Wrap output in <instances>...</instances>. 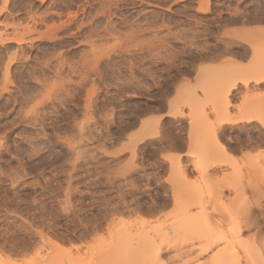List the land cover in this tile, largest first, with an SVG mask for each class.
I'll use <instances>...</instances> for the list:
<instances>
[{"label": "rangeland", "instance_id": "obj_1", "mask_svg": "<svg viewBox=\"0 0 264 264\" xmlns=\"http://www.w3.org/2000/svg\"><path fill=\"white\" fill-rule=\"evenodd\" d=\"M205 7L209 10L204 11ZM260 15H264V0H0V140L5 144L0 152V254L4 262L37 264L43 260L46 264L56 260L58 264H70L65 259L69 252L73 257L88 255V264H99L102 260L100 264H103L105 253L102 251L99 257V249H107L108 235L106 232L90 235L92 226L88 222L97 213H103L100 207L111 209L121 201V192L123 199L126 196L125 200L131 201L130 206L136 207L135 211L138 209L121 218L131 223L133 234L143 223L167 226L169 221L171 224L172 220H178L181 212L173 197L180 190L178 195L190 196L192 191L193 196H200L198 204L201 201L202 205L190 210L195 212H191L196 215L195 219L208 212L213 214L212 220L217 225L235 223L248 213L249 208H254L252 214L258 224L245 225L244 236L264 238V196L248 185L254 178L255 168L262 170L263 167L264 170V139L256 142L261 124L255 121L250 125L239 123L237 127H224L220 144L215 142L216 139L206 141L208 135H212V126L207 128V133L199 134L196 148L189 138L191 127L203 122L208 127L220 120L227 103L214 93L223 73L226 75L231 71L235 78H241L243 74L236 75L233 70L238 66L241 70L246 66V69L253 64L255 50L260 57L264 53L261 28L264 21H253ZM245 29L248 32L244 33ZM224 48L230 53L227 51L225 56L222 54L215 60L207 58V54H217ZM243 49H249V56H238ZM201 57L207 58L206 61ZM95 58L99 60L97 65L93 63ZM194 63L195 68L192 67ZM201 68L206 70L203 72ZM220 70L221 73L223 70L222 76ZM206 72L205 80H209L206 84L211 87L202 85ZM231 72L226 81L238 80ZM250 81L248 88L251 91L242 84L235 90L228 116L244 115L240 113L244 104L247 103V109L258 100V94L263 92L260 95L264 96V84ZM222 82L219 89L224 85ZM187 91L188 94L196 93L197 98L190 101L194 108L206 107L209 111L206 121L201 116L202 119L188 117L192 106H188L189 103L185 106L189 101ZM255 95L258 96L255 98ZM169 111L177 114L183 111L184 116L179 114L180 117L173 118ZM257 115L259 113L254 116ZM180 136L183 144L172 146ZM222 144L228 146L227 154L231 159L220 148ZM134 149L137 152L135 158L132 156ZM131 157L136 165L145 167L142 172L139 168L136 173L129 174L127 162ZM179 158L190 165L189 177L185 179L174 167ZM196 159L204 167L216 160H222V165L202 178L192 169ZM125 164L127 166L123 168ZM119 169H125L128 177L121 175ZM66 178L71 179L70 184L64 181ZM187 180L191 191H188ZM119 182L120 187L117 186ZM231 182L235 185L248 183L240 184L242 188L243 185L247 187L242 190L246 189V193L239 189L242 194L238 193L235 187L236 191L226 188ZM130 184L136 188H130ZM67 186L71 194L66 190ZM126 186H130V190ZM180 208L182 210V206ZM208 214L206 217L210 216ZM138 223L140 229L136 228ZM147 226L145 228L150 229ZM39 233L43 238L47 237V241L41 240ZM99 238L103 241H96ZM49 239L57 242L55 250L48 246ZM43 241L47 242L46 247ZM39 251L45 255H39ZM171 252L165 251L164 259L167 260ZM91 259L93 262L90 263ZM108 260L104 264L115 263L113 259Z\"/></svg>", "mask_w": 264, "mask_h": 264}, {"label": "bare ground", "instance_id": "obj_2", "mask_svg": "<svg viewBox=\"0 0 264 264\" xmlns=\"http://www.w3.org/2000/svg\"><path fill=\"white\" fill-rule=\"evenodd\" d=\"M260 3V2H259ZM207 6H208V4H207ZM206 8V9H205ZM205 8H203L204 9V11L205 10H207L208 9V7H205ZM261 9H263V7L261 8ZM209 10V9H208ZM262 14V13H261ZM253 17V16H252ZM249 20V19H248ZM251 20V22H253V21H264V15H260V16H257V17H255L254 18V20L252 21V19H250ZM249 20V21H250ZM263 23V22H262ZM61 27V26H60ZM262 28V31H264V27H261ZM81 30V29H80ZM246 31L244 32V33H246V32H248L247 31V29H245ZM244 31V30H243ZM250 31H251V29H250ZM255 31V30H254ZM259 31V30H258ZM242 34H243V32H241ZM250 33H253V32H250ZM249 33V35H253V34H250ZM244 35V34H243ZM248 35V36H249ZM20 39H24V38H20ZM20 39H19V41H20ZM1 40H2V38H1ZM3 40H5V39H3ZM18 41V42H19ZM230 44H228V49H229V46ZM239 45V44H238ZM156 46V45H155ZM159 47V46H158ZM223 48V47H222ZM233 48V47H232ZM161 49V48H160ZM225 49V48H224ZM224 49H222V50H217V51H219V53H217L216 54V52H215V54L213 53V55H211V56H209L208 54H207V58H210V59H213V60H215L216 58L218 59V56H220V55H222V54H224V56H225V53H230V50H228L227 48L224 50ZM245 49H247V47H245ZM245 49H243V50H241V51H239L240 52V54L238 53V56H240V57H243V56H246L247 55V51H249V49L246 51ZM154 50V49H153ZM162 50V49H161ZM150 51V50H149ZM152 51V50H151ZM228 51V52H227ZM236 52V51H235ZM263 52V50L261 51V53ZM150 53V52H149ZM154 53V52H153ZM252 53V52H251ZM250 53V54H251ZM260 53V54H261ZM96 55L98 54V53H95ZM95 54H94V56H95ZM151 54V53H150ZM237 54V53H236ZM253 55L252 56H254L252 59H254L252 62H253V64H250V65H248L247 66V68L245 69V67L241 70V68L238 66L237 68H239L238 70H236V72H235V70H233L234 71V73H236V75H237V73H239L240 72V74L239 75H241V74H243L242 76L243 77H241V78H238V77H236L235 78V76H234V74L231 72V75L233 74V76H234V78L235 79H237L238 78V80H231V81H229L228 82V80L226 81V79H228V78H226L227 76H228V73H230V72H226V75H225V73H223V70H222V73L224 74V76L223 77H225L224 79H223V77H220V82H219V84L217 85V88H216V90H218V91H216L215 90V88H214V90H215V93H214V90H213V93L215 94V95H219V97L221 98V99H224L225 101H226V105H224V106H226V108L223 110V112H222V116L220 117V120L219 121H217V122H212L213 124L212 125H209L208 127L207 126H205V124H207L206 122L204 123L203 121H206V119H208L207 118V116H208V113H209V111L207 110V109H205L206 107H204L203 109H201V108H198V111H197V108L195 107L194 108V106L191 104V102H193V99H195V98H197L196 97V93H194V92H191V93H189L188 94V91L186 92V95H188V102H186L185 103V106H186V104H188V106L191 104V106H192V108H191V106H190V113L188 114V117H204L203 119L200 117V119H202L203 121V123L201 124H198V126H193V127H191L190 128V132H189V138L190 139H192V142H194V145H193V147L194 148H196L197 146H198V137H199V134H202L203 132H205V131H207V128H209L210 126H212L213 127V131L211 130V134L212 135H208V137H207V135H206V141L208 142L210 139V141H214L215 139V142H217V143H221L219 140L220 139H222V136H221V133L224 131L225 132V128L224 127H228V126H230V127H233V126H236V125H239V123H244V125L246 124V123H248L249 125L251 124V123H253V122H255V121H257V122H259L260 124H261V128H260V131H259V133L257 132V137H256V142H261L262 141V139H264V96H261L262 95V93H260V94H258L257 96L255 95L254 97L256 98L257 97V101H254L253 102V105H249L250 107H247V109H246V104H244V106L242 107V109L243 110H245V111H243V110H240V113L241 114H244V115H241V116H235V117H233V116H228L229 115V113H230V106L231 105H233L232 104V96H234L235 94H236V91L235 90H237L241 85L240 84H242V85H244L245 86V88L247 89V90H249V91H251L249 88V82H251L250 81V79H252L256 84H264V53L261 55V57L260 56H258L259 55V52L257 51V50H255V52H253L252 53ZM258 54V55H257ZM99 55H100V53H99ZM228 55V54H227ZM102 56V55H101ZM105 57H108L107 55H104ZM103 56V57H104ZM201 56V55H200ZM205 56V55H204ZM233 56H235V55H233ZM247 56H249V55H247ZM100 57V56H99ZM102 57V58H103ZM158 57V56H157ZM157 57H155V58H157ZM162 57V56H161ZM160 57V58H161ZM222 57V56H221ZM263 57V60L262 61H260V58H262ZM203 57H201L200 59L201 60H203L202 59ZM207 58H205L204 60L206 61V59ZM223 58V57H222ZM97 59H99L98 58V56H97ZM101 59V58H100ZM99 59V60H100ZM150 59V58H149ZM153 59H154V57H153ZM158 59H159V57H158ZM210 59H208V60H210ZM242 59V58H241ZM95 61L93 62L95 65H97L98 64V61L99 60H96V58L94 59ZM203 60V61H204ZM207 60V61H208ZM229 60H230V58H229ZM228 60V61H229ZM238 60H240V59H238ZM93 61V60H92ZM91 61V62H92ZM224 61H225V59H224ZM95 62H97V63H95ZM222 62V61H221ZM240 62V61H239ZM235 63V62H234ZM238 64V63H237ZM237 64L235 63V65L237 66ZM194 66H192L193 68H195V63L193 64ZM240 65V64H239ZM94 66V65H93ZM204 67H205V65H203ZM207 66V65H206ZM212 66V65H211ZM232 66V65H231ZM235 66V67H236ZM241 66V65H240ZM94 67H96V66H94ZM208 67L210 68V66L208 65ZM218 67H220V66H218ZM225 67V66H224ZM229 67V66H228ZM227 67V68H228ZM187 68H189V67H187ZM206 68V67H205ZM202 69V71L203 70H206V69H208V68H206V69ZM214 68V67H213ZM213 68L211 69V70H213ZM220 68H223V67H220ZM220 68H218V69H220ZM230 68V67H229ZM190 69H191V67H190ZM189 69V70H190ZM96 70H97V67H96ZM189 70H187V71H189ZM210 70V69H209ZM225 70L226 71H228V69H226V67H225ZM240 70V71H239ZM194 71V70H193ZM238 71V72H237ZM192 71H190L189 73H191ZM204 72V71H203ZM209 72V71H208ZM211 72V71H210ZM225 72V71H224ZM188 73V74H189ZM222 73H221V70H220V76H222ZM203 74V73H202ZM205 75L203 76L204 78H203V81H202V85L203 86H208L206 83L207 82H209V80L207 81V80H205V78H207V77H205L206 75H207V72L206 73H204ZM247 76H246V75ZM91 75V74H90ZM211 75H212V72H211ZM231 75H229V76H231ZM238 75V76H239ZM217 76H219V75H217ZM232 76V77H233ZM245 76V77H244ZM212 76H210V78H211ZM90 78H91V76H90ZM202 78V75H201V77H200V79ZM209 78V79H210ZM222 78V79H221ZM233 78V79H234ZM84 79V78H83ZM93 79V78H92ZM211 80V79H210ZM221 80H223V82L221 81ZM83 81V80H82ZM207 81V82H206ZM225 81V82H224ZM84 82V81H83ZM221 82H222V84H224V85H222V87H220V89H219V86H221ZM80 83V82H79ZM79 83H78V85H79ZM211 84V83H210ZM255 84V85H256ZM77 85V86H78ZM80 85H82V84H80ZM257 86V85H256ZM209 87H211V85H209ZM249 87V88H248ZM83 88V87H82ZM244 88V87H243ZM77 89V88H76ZM252 89V88H251ZM263 89V88H262ZM244 90V89H243ZM77 91V90H76ZM163 91V90H162ZM248 91V92H249ZM92 92V91H91ZM96 91L94 90V92L93 93H95ZM170 92V91H169ZM247 92V93H248ZM164 93H167V92H164ZM194 93V94H193ZM75 94V93H74ZM250 94V93H249ZM165 95V94H164ZM189 95H191V96H195V97H190ZM161 96V95H160ZM163 96V95H162ZM168 96V95H167ZM166 96V97H167ZM261 96V97H260ZM90 97H91V95H90ZM165 97V96H164ZM164 97H163V99H164ZM187 97V96H186ZM87 98H89V96L87 97ZM193 98V99H192ZM216 98V97H215ZM254 98V99H255ZM91 99V98H90ZM192 99V100H191ZM253 99V98H252ZM185 100V99H184ZM234 100V99H233ZM86 101V100H85ZM191 101V102H190ZM219 101V100H218ZM89 102V101H88ZM249 102V101H248ZM86 103V102H85ZM222 103V102H221ZM225 103V102H224ZM91 104V103H90ZM89 104V105H90ZM95 104V103H94ZM217 104H219V103H217ZM217 104H215V105H217ZM179 106V104L177 105L176 103H174V106ZM221 105V104H220ZM219 105V106H220ZM87 106H88V104H87ZM174 106H172V107H170V108H173ZM219 106L217 107V108H219ZM89 107V106H88ZM92 107V106H91ZM162 107H163V104H162ZM221 107V106H220ZM176 108H180V106L179 107H176ZM213 108H214V106H213ZM216 108V109H217ZM187 109H189V107L187 108ZM201 109V110H200ZM215 109V108H214ZM84 110H86V108H84ZM88 110V109H87ZM92 110V109H91ZM171 111V110H170ZM169 111V112H170ZM242 111V112H241ZM252 111H257L258 113H259V115H257L256 117L254 116L255 114H258L257 112L254 114V115H252L253 113H252ZM84 112H86V111H84ZM181 112V111H180ZM183 112V111H182ZM179 113L181 116H184L183 115V113ZM245 112V113H244ZM252 113V114H251ZM90 114H92V113H90ZM179 114H177V113H175V111H172V112H170V115H172V117L174 118V117H177V116H179ZM187 114V113H186ZM25 115V114H24ZM23 115V116H24ZM28 115H30L29 113H28ZM169 115V116H170ZM168 116V117H169ZM34 117V116H33ZM180 117V116H179ZM178 117V118H179ZM206 117V118H205ZM35 118V117H34ZM34 118H32V120L34 119ZM37 118V117H36ZM35 118V119H36ZM170 118H171V116H170ZM183 118V117H182ZM29 119V118H28ZM173 120V119H172ZM31 121V120H30ZM35 121V120H34ZM110 121V120H109ZM108 121V122H109ZM191 121V120H190ZM24 122V121H23ZM29 122V121H28ZM174 123V122H173ZM192 123V122H191ZM59 124V123H58ZM226 125V126H225ZM127 127V126H126ZM237 127V126H236ZM245 127V126H244ZM109 128V127H108ZM232 129V128H231ZM263 129V130H262ZM109 130V129H108ZM223 132V133H224ZM5 133V132H4ZM205 133H207V132H205ZM250 134V133H249ZM3 135V134H2ZM6 135V134H5ZM153 136V135H152ZM155 136V135H154ZM153 136V137H154ZM83 137V136H82ZM164 137V136H163ZM175 137V136H174ZM178 137V136H177ZM181 137V136H180ZM176 138L177 140L178 139H180L179 141H181L180 142V144L176 141V143H173V145L172 146H177V145H182L183 143V141L181 140L183 137H181V138ZM221 137V138H220ZM248 137V136H247ZM149 138V137H148ZM212 138H214L213 140H212ZM143 139V138H142ZM145 139H147L146 138V136H145ZM160 139V138H159ZM175 139V138H174ZM189 139V140H190ZM209 139V140H208ZM229 139V138H228ZM141 140V139H140ZM162 140V139H161ZM203 140V139H202ZM218 140V141H217ZM230 141H231V139H229ZM3 141V140H2ZM1 140H0V152L3 150V148L2 147H4L5 146V144H3V142H2ZM173 141V140H172ZM264 141V140H263ZM59 142V141H58ZM149 142V141H148ZM163 142H164V140H163ZM166 142V141H165ZM175 142V141H174ZM189 142V141H188ZM191 142V141H190ZM191 142V144H193ZM200 142H201V140H200ZM204 142V141H203ZM5 143V142H4ZM68 143V142H67ZM150 143V142H149ZM161 143H162V141H161ZM168 143V142H167ZM172 143H170V146H171V144ZM182 143V144H181ZM205 143V142H204ZM209 143V142H208ZM208 143H206V145L205 146H207L208 147ZM69 144V143H68ZM148 144V143H147ZM191 144L189 145L190 146V148L192 147L191 146ZM71 145H73V144H71ZM223 145V144H222ZM258 145H260V144H258ZM69 146V145H68ZM169 146V145H168ZM171 146V147H172ZM256 146V145H255ZM64 147V146H63ZM164 147V146H163ZM166 147H167V145H166ZM228 147V146H227ZM226 146H221L220 148L224 151V153H225V155H227V157L229 156L228 154V150H229V148H227ZM238 147V146H237ZM2 148V149H1ZM71 148H73V146L71 147ZM136 148H137V145H136ZM160 148H161V146H160ZM170 148V147H169ZM175 148V147H174ZM194 148L192 149L191 148V150H194ZM6 149V148H5ZM4 149V150H5ZM70 149V148H69ZM74 149V148H73ZM164 150V149H163ZM190 150V151H191ZM120 151V150H119ZM228 151V152H227ZM232 151V150H231ZM133 153H132V156H133V158H135V156H136V154L135 153H137L136 152V149H134L133 151H132ZM189 152V151H188ZM68 153V152H67ZM194 153V152H193ZM228 153V154H227ZM1 154V153H0ZM33 154V153H32ZM42 154V153H41ZM189 154V153H188ZM187 154V155H188ZM214 155V154H213ZM230 155H232V154H230ZM191 156V155H190ZM199 156H201V155H199ZM198 156V157H199ZM11 157H13V156H11ZM37 157V156H36ZM117 157V156H116ZM115 157V158H116ZM120 157V156H119ZM124 157V156H123ZM17 158V157H16ZM20 158V157H19ZM180 158H182V157H180ZM180 158L177 160V163L174 165V167H175V170H177L178 171V173H179V175L181 174L184 178H182V179H185V177L188 175V173H190L189 171H190V165H188V164H185V163H183L181 160H180ZM232 157H230L229 156V158L228 159H231ZM118 159V158H117ZM131 159H132V157H131ZM130 159V162H131V165L129 166V163L127 162V164H128V169H130V170H128V172H129V174H134L133 172L135 171V173H136V170H138L139 168H141L140 167V165H136L135 163H134V161L135 160H131ZM195 159V158H194ZM119 160V159H118ZM191 160V159H190ZM121 161V160H120ZM189 161V160H188ZM198 160L196 159L195 161H193L192 163V165L194 166V168H192V169H194L196 172H198V173H200L201 175H199L198 173H197V175H199V176H201L202 178L206 175V174H208V172L209 171H211V169H212V171H213V169H215V168H217V167H219L220 165H222V163H220V162H222V160L219 162L218 160H216V163L214 162H210L207 166H203V165H201V162L199 161V162H197ZM224 161V160H223ZM64 162V161H63ZM65 162H67V160L65 161ZM69 162V161H68ZM67 162V163H68ZM114 162V161H113ZM224 162H227V160L225 159V161ZM67 163H65V164H67ZM121 163V162H120ZM253 163H255V162H253ZM257 163H255V165H256ZM110 165V164H109ZM257 165H259V164H257ZM256 165V166H257ZM76 166V165H75ZM125 166H127L126 164L124 165V167L123 168H125ZM62 167V166H61ZM255 167V166H254ZM76 168V167H75ZM105 168V167H104ZM145 169V167H142L141 169H139L140 170V172H142L141 170L142 169ZM253 167H251V169H252ZM12 169V168H11ZM112 169V168H111ZM114 169V168H113ZM69 170V169H68ZM76 170V169H75ZM116 170H118V169H116ZM122 170H124V171H122ZM119 169V172L120 173H122L121 175H123L124 177H126V175H129V174H127L128 172L127 171H125V169ZM126 170H127V167H126ZM70 171V170H69ZM254 172L253 173H255V175H251L252 176V178H253V180L252 179H250V181H248V183H245V184H248L249 185V188H253V190H254V192H256V193H258V192H261V194L263 193V196H264V174H260V172L258 173V171H262V172H264V170H263V167H262V170L260 169L259 170V168L257 169V168H255V170H253ZM117 171H115V173H116ZM119 172H117V173H119ZM125 172V173H124ZM127 172V173H126ZM132 172V173H131ZM181 172V173H180ZM194 172V171H193ZM251 172V171H250ZM17 173V172H16ZM108 173V172H107ZM116 173V174H117ZM125 175H124V174ZM210 173V172H209ZM12 174H13V172H12ZM15 174V173H14ZM72 174V173H71ZM211 174V173H210ZM1 175V174H0ZM18 175V174H17ZM17 175H15L17 178L20 176H17ZM115 175V174H114ZM120 175V174H119ZM120 175V176H121ZM130 175V176H131ZM13 176V175H12ZM11 176V177H12ZM15 176L13 177V178H15ZM122 176V177H123ZM207 176V175H206ZM250 176V177H251ZM71 176H69V178H70ZM118 177V176H117ZM128 177V176H127ZM126 177V178H127ZM187 177H189V176H187ZM12 178V179H13ZM16 178V179H17ZM69 178H66V180H64V181H66L67 183L69 182V184H70V180H69ZM109 178V177H108ZM119 178V177H118ZM205 178V177H204ZM11 179V178H10ZM11 179V180H12ZM16 179H14V181L16 182ZM67 179L69 180V181H67ZM116 179V178H115ZM132 179V178H131ZM178 179H180L181 180V178H178ZM189 179V178H188ZM47 180V179H46ZM72 180H73V178H72ZM106 180H107V178H106ZM112 180V179H111ZM111 180H110V182H111ZM19 181H20V178H19ZM19 181H17L16 183H18ZM22 181V180H21ZM109 181V180H108ZM125 181V180H124ZM131 181V180H130ZM130 181H128V182H130ZM133 181V182H132ZM131 181V183H134V180H132ZM251 181H253L252 183H251ZM62 182V181H61ZM65 182V183H66ZM107 182V181H106ZM121 182V181H120ZM119 182V183H120ZM123 182V181H122ZM121 182V183H122ZM127 182V181H126ZM171 182H172V180H171ZM32 183V182H31ZM64 183V182H63ZM121 183H120V185L118 184L117 186H121ZM173 183V182H172ZM183 183H185L186 184V182L184 181ZM182 183V184H183ZM243 183V182H242ZM242 183H240L241 185H242ZM38 184V183H37ZM37 184H36V186H37ZM41 184V183H40ZM69 184H68V186H69ZM122 184H125V183H122ZM127 184H129V183H127ZM173 184H175V182L173 183ZM172 184V185H173ZM178 184H179V182H178ZM180 184H181V182H180ZM179 184V185H180ZM240 184H232V182H231V184H229V185H227V187L226 188H228V189H234V187H235V189L236 190H243V188H247L246 186H244L243 185V188H242V186L240 185ZM17 185V184H16ZM31 185V184H30ZM39 185V184H38ZM62 185V184H61ZM112 185V184H111ZM126 185V184H125ZM132 187H130V186H126L125 188L128 190L129 189V187L130 188H133V187H135V186H133L134 184H130ZM172 185H171V187L170 188H172ZM184 185V184H183ZM187 188H188V191L190 190V188H191V186H189V183H188V180H187ZM240 185V186H239ZM247 185V186H248ZM250 185H252V186H250ZM26 185H24V187H25ZM36 186H34V188L36 187ZM41 186V185H40ZM68 186H67V188H68ZM65 188H66V186H64ZM69 187H72V186H69ZM115 187V186H114ZM184 187V186H183ZM240 187H241V189H240ZM23 188V187H22ZM21 188V189H22ZM61 188V187H60ZM76 188V187H75ZM116 188H118V187H116ZM124 188V187H123ZM124 188V189H125ZM136 188V187H135ZM187 188H186V190H187ZM225 188V187H224ZM223 188V189H224ZM225 188V189H226ZM251 188V189H252ZM15 189V188H14ZM13 189V190H14ZM51 189V188H50ZM77 189V188H76ZM120 188H118V190H119ZM173 189H174V187H173ZM172 189V190H173ZM234 189V191H236ZM30 190V189H29ZM65 190V189H64ZM66 190H68V192L70 193V191H69V188L68 189H66ZM72 190V189H71ZM79 190V189H78ZM122 190V189H121ZM130 190V189H129ZM238 190V191H239ZM246 190V189H245ZM244 190V191H245ZM63 191V190H62ZM77 191V190H76ZM101 191V190H100ZM99 191V192H100ZM114 191H115V189H114ZM125 191V190H124ZM174 191V190H173ZM175 191H177V190H175ZM191 191V190H190ZM241 191H239L238 193H240V194H242L241 193ZM244 191H242L243 193H244ZM36 192V191H35ZM67 192V191H66ZM67 192V196L69 197V193ZM80 192V191H79ZM104 192V191H103ZM113 192V191H112ZM118 193H119V191H117ZM129 192V191H128ZM53 193V192H52ZM74 193H76L75 192V189H74ZM105 193V192H104ZM130 193H131V191H130ZM177 193V192H176ZM174 194V192H173V194L175 195L173 198L175 199V203H178L177 204V206H178V211L179 212H181V213H179V215H180V217L178 216V220H176V219H174V222H173V220H172V222H171V224H170V221H169V225H157V226H152L151 224V226L148 224V226H150V229H148V228H145V226H147V225H145L144 223H143V226H141V229H140V227H138V226H140V224L139 225H136V228L138 227L140 230H138V232L136 231L137 229H135V233L136 234H133L132 232H134L133 230L134 229H132L131 228V226H129V225H131V223L130 224H128V223H126L125 222V220H123L122 221V217L123 216H126V215H132V214H134L136 211H135V209H136V207H131L130 206V202H127V200H125L126 199V196H125V199H123V197H122V192H121V201H118V203L116 202V204L113 206L112 204V208L111 209H104V208H107V207H104L103 209L100 207V211L102 210H104L103 211V213H97L98 215H96V217H94V218H92V219H90V221L88 222L89 224H90V226H92V227H90L91 228V231L90 232H92L90 235H92V234H98V233H104V232H106V234L108 235V238H106V239H108V241H107V249H99L100 250V255H99V257H101L102 256V251H103V253H105L103 256H102V258H104V262L106 261V262H108L109 260L108 259H113V260H115V263L114 264H264V238H261V239H257V237H256V239H255V237H254V239L252 238H247V235H246V237L244 236V230H245V227L246 226H248L249 224H251V223H256L257 222V218H256V216H254L252 213H253V210H254V208L252 209V208H249L248 209V213L244 216V217H239L238 219H237V221L234 223V221L233 222H231L229 225H227V223L225 224V226L224 225H222V223H221V225L219 224V225H217V224H215V222L212 220V217H211V215H213V214H210V216H208V217H206V215L208 214V212L205 214V215H203L204 214V212L201 214L202 215V217H200V215H199V217L200 218H198V216H197V218L195 219V217H196V215H194V214H192V213H195V212H192V211H190V210H192L194 207L196 208V207H198L199 206V204H201L202 205V202L200 201V203L198 204V198L200 197H198V195L196 194V196L194 195H192L193 193H192V191H191V194H190V196L188 195V196H186V195H178V193H180V190H179V192L177 193V194ZM246 193V192H245ZM244 193V194H245ZM71 194V193H70ZM103 194V193H102ZM108 194V193H107ZM120 194V193H119ZM118 194V195H119ZM132 194V193H131ZM131 194H130V196H131ZM134 194V193H133ZM195 194V193H194ZM223 194V193H222ZM15 195V194H14ZM75 195V194H74ZM89 195V194H88ZM105 195H106V193H105ZM117 195V196H118ZM124 195V194H123ZM255 195H257V196H259L260 194H255ZM66 196V197H67ZM166 196V195H165ZM169 197H170V195H168ZM102 197V196H101ZM100 197V198H101ZM119 197V196H118ZM195 197V198H194ZM6 198H7V196H6ZM103 198H104V194H103ZM116 199H117V197H115ZM202 198L203 197H201L200 198V200H202ZM257 198H259V197H257ZM264 198V197H263ZM70 199V198H69ZM75 199V198H74ZM105 199H107L106 197H105ZM136 199V198H135ZM165 199V198H164ZM173 199V200H174ZM11 200V199H10ZM9 200V201H10ZM25 200V199H24ZM23 200V201H24ZM33 200V199H32ZM101 200V202H102V198L100 199ZM119 200H120V198H119ZM166 200V199H165ZM204 200V199H203ZM202 200V201H203ZM248 200V199H247ZM30 201V200H29ZM64 201V200H63ZM66 201V200H65ZM69 201V200H68ZM103 201L105 202H107V200H104L103 199ZM133 201H134V199H133ZM177 201V202H176ZM36 202V201H35ZM103 202V203H104ZM135 202V201H134ZM74 203V202H73ZM102 203V204H103ZM108 203V202H107ZM179 203L181 204V206H182V210H181V206L179 205ZM204 203V202H203ZM68 204V203H67ZM70 204V203H69ZM133 203H131V205H132ZM135 204V203H134ZM100 205V204H99ZM104 205H106V204H104ZM104 205H102V207L104 206ZM107 205H109V203L107 204ZM101 206V205H100ZM133 206V205H132ZM136 206L138 207V205L136 204ZM262 206V205H261ZM70 207V206H69ZM71 208H72V206H71ZM108 208H110V207H108ZM180 208V209H179ZM194 208V209H195ZM81 209V208H80ZM72 210V209H71ZM73 211V210H72ZM78 211V210H77ZM101 211V212H102ZM194 211V210H193ZM192 212V213H191ZM132 213V214H131ZM191 213V215L189 216V214ZM197 213V212H196ZM212 213H214V211H212ZM262 213H264V208L262 209ZM208 214V215H209ZM192 215H193V217H192ZM77 216V215H76ZM203 216H204V218H203ZM214 217V216H213ZM203 218V219H202ZM215 218V217H214ZM84 220V219H83ZM220 221V220H219ZM214 222V223H213ZM222 222V221H221ZM81 223H82V220H81ZM84 223H86V222H84ZM106 223V224H105ZM203 223V224H202ZM234 223V224H233ZM105 225V227H104V225ZM147 224V223H146ZM224 224V223H223ZM257 224H258V222H257ZM107 225V226H106ZM141 225H142V223H141ZM145 225V226H144ZM246 225V226H245ZM89 226V225H88ZM133 226V225H132ZM147 226V227H148ZM250 226V225H249ZM134 227V226H133ZM151 227H154V229L152 230V228ZM89 228V227H88ZM247 229V228H246ZM37 230V229H36ZM39 230V229H38ZM130 230H132V232L130 231ZM34 231V230H33ZM89 232V233H90ZM36 233V232H35ZM40 234V233H39ZM42 234V233H41ZM40 234V235H41ZM44 234V233H43ZM99 235V234H98ZM102 235V234H101ZM39 236V235H38ZM44 236V235H43ZM83 236V235H82ZM40 237V236H39ZM98 237V236H97ZM102 237V239L104 240L105 238H103V236H101ZM42 237V235H41V240H43V239H46V241H47V237L45 238H43ZM95 238H96V236H95ZM81 239V238H80ZM102 239H100L99 238V240H97L96 239V241H99V242H102L103 240ZM50 240V239H49ZM84 240H86V239H84ZM100 240H102V241H100ZM105 241V240H104ZM44 242V241H43ZM99 242H97L98 244H99ZM38 243V242H37ZM37 243H35V244H37ZM42 243V242H41ZM106 243V242H105ZM39 244V243H38ZM47 245V242L45 243L44 242V246L46 247V245ZM93 245V244H92ZM101 245V244H100ZM99 245V247L101 248V246ZM102 245H103V243H102ZM39 246V245H38ZM48 246H50V247H54V250H55V248L56 247H58V244H57V242H52L51 240L48 242ZM91 246V245H90ZM41 247H43V246H40V248ZM45 247H44V249H45ZM75 247V246H74ZM77 247V246H76ZM91 247H93V246H91ZM103 247H104V245H103ZM216 247H219L215 252H213V253H210L214 248H216ZM39 248V250H41ZM94 248V247H93ZM36 249V248H35ZM37 249H38V247H37ZM58 249V248H57ZM77 249V248H76ZM231 249V250H230ZM232 249H233V251H232ZM51 250V249H50ZM50 250H49V252H50ZM59 250V249H58ZM73 250V249H72ZM82 251H83V249H81ZM169 251V252H171V254H170V256L168 257V259L166 260V259H164V252L165 251ZM171 250V251H170ZM26 251V250H25ZM43 251V250H42ZM71 251V250H70ZM74 251V250H73ZM72 251V252H73ZM77 251V250H76ZM76 251H75V253H76ZM97 251V250H96ZM232 251V252H231ZM40 252V251H39ZM44 252V251H43ZM48 251H46V253H47ZM56 253H58L57 251H55ZM84 252V251H83ZM69 253V252H68ZM68 253H66V260H68V262L71 264L72 262L71 261H73L74 263H72V264H88L89 262V258L87 259V257H88V255H86L87 257H84L83 255H81V254H79V253H76V254H79V256L78 255H76L75 257H73V256H71V253L70 254H68ZM82 253V252H81ZM210 253V254H209ZM39 255H41L42 256V254H44V253H42L41 254V252L40 253H38ZM49 254V253H48ZM52 255H53V252L51 253ZM70 256H68V255ZM84 254V253H83ZM87 254V253H86ZM92 254V253H91ZM97 254V253H96ZM209 254V255H208ZM38 255V256H39ZM45 255V254H44ZM57 255V254H56ZM81 255V256H80ZM93 255H95V254H93ZM205 255H208V258H204V256ZM34 256V255H33ZM33 256H32V258H33ZM36 256H37V254H36ZM51 256V255H50ZM59 256V255H58ZM64 256V255H63ZM49 257V256H48ZM47 257V258H48ZM55 257V256H54ZM91 257H94V256H92L91 255ZM53 258V257H52ZM71 258H73V259H71ZM75 258V259H74ZM96 258V257H95ZM93 259V260H96V259ZM101 258V259H102ZM38 259H40V257L38 258ZM44 259V258H43ZM49 259H51L50 257H49ZM57 259V258H56ZM71 259V260H70ZM90 260V263H91V261L93 262V260ZM41 260V259H40ZM46 260H48V259H46V257H45V261ZM63 260H64V258H63ZM63 260H61L62 262H63ZM65 260V261H66ZM88 260V261H87ZM108 260V261H107ZM112 260V261H113ZM36 261V260H35ZM51 261H53V260H50L49 262H47V263H50V264H55V263H57L58 264V261H56L55 260V262L54 263H51ZM97 261H98V259H97ZM101 261V260H100ZM103 261V260H102ZM101 261V262H102ZM41 262L43 263L44 261L43 260H41ZM41 262H39V261H37V264L38 263H41ZM61 262V263H62ZM101 262H99V264L101 263ZM104 262H103V264H104ZM30 263V262H29ZM33 263H34V261H33ZM46 263V264H47ZM64 263V262H63ZM0 264H6L5 262H4V260L2 259V256H1V254H0ZM25 264H27V263H25ZM36 264V263H35ZM43 264H45V263H43ZM68 264V263H67ZM93 264V263H92ZM98 264V263H97ZM106 264H111V263H106Z\"/></svg>", "mask_w": 264, "mask_h": 264}]
</instances>
